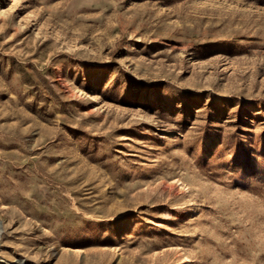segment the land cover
Instances as JSON below:
<instances>
[{"label": "rangeland", "instance_id": "rangeland-1", "mask_svg": "<svg viewBox=\"0 0 264 264\" xmlns=\"http://www.w3.org/2000/svg\"><path fill=\"white\" fill-rule=\"evenodd\" d=\"M0 264H264V0H0Z\"/></svg>", "mask_w": 264, "mask_h": 264}]
</instances>
